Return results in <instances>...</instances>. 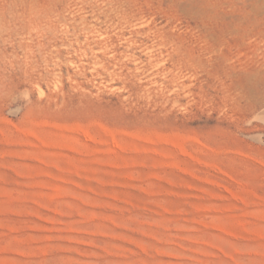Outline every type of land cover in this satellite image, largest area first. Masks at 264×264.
<instances>
[{
	"label": "rangeland",
	"instance_id": "1",
	"mask_svg": "<svg viewBox=\"0 0 264 264\" xmlns=\"http://www.w3.org/2000/svg\"><path fill=\"white\" fill-rule=\"evenodd\" d=\"M0 264H264V0H0Z\"/></svg>",
	"mask_w": 264,
	"mask_h": 264
}]
</instances>
